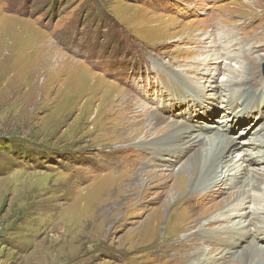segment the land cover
Returning <instances> with one entry per match:
<instances>
[{
  "label": "rangeland",
  "instance_id": "rangeland-1",
  "mask_svg": "<svg viewBox=\"0 0 264 264\" xmlns=\"http://www.w3.org/2000/svg\"><path fill=\"white\" fill-rule=\"evenodd\" d=\"M208 21L223 24L226 30L217 33L234 32L225 46L242 63L231 60L232 65L246 85L252 80L257 81L252 87H264V39L256 38L264 36V0H0V264H182L185 256L168 246L163 255L149 253L155 244L143 239L144 233L136 235L134 243L129 241L160 206V199L151 194L141 201L136 194V201L108 202L102 211L106 217L114 214L111 207L115 212L132 209L111 234L101 229L107 222L100 215V233L90 229L88 218L84 239L74 248L48 243L44 251L43 243L60 234L65 215H73L65 209L78 193L63 197L60 187L70 181L80 187L89 185L131 153L129 160L135 161L138 151L118 148L119 141L130 134L125 123L141 115V106L173 121L190 122L180 113L186 94L168 71L191 77L188 84L194 87V95L203 98L190 99L189 113L195 104L202 109L206 100L208 109L215 110L218 99L224 98L217 84L226 80L229 72L223 67L230 61L224 60L213 41ZM203 61L209 63L205 68L220 66L216 80L205 81L199 73L204 70ZM137 88L142 90L140 95ZM160 97L178 103L165 99L161 104ZM220 113L208 120L196 118L195 113L191 116L207 128L218 124ZM233 113L231 106L229 116ZM138 127L153 133L150 127ZM241 149L232 150V155ZM249 173L244 171L241 178ZM151 185V192L159 190ZM224 186V182L213 190L204 186V197L214 195L201 200L204 209L234 196L237 188ZM95 191L99 189L90 190L84 198L92 199ZM198 201L186 203L192 206L191 220L204 211ZM174 234L170 231L169 237ZM249 240L236 250L251 252L260 261L264 254L255 252ZM73 249L78 251L72 253ZM189 249L182 248L184 253ZM254 256L251 264L257 262Z\"/></svg>",
  "mask_w": 264,
  "mask_h": 264
},
{
  "label": "bare ground",
  "instance_id": "bare-ground-1",
  "mask_svg": "<svg viewBox=\"0 0 264 264\" xmlns=\"http://www.w3.org/2000/svg\"><path fill=\"white\" fill-rule=\"evenodd\" d=\"M208 25L211 27L210 34L213 41L224 55V57L216 55L214 58L223 57L224 60L230 61L223 67L229 72L226 75V80L217 84L218 90L224 94V98L220 97L215 105L216 108L218 106L219 108L214 110L211 106L208 109L206 100L201 105L202 109H199L195 104L194 112L190 111L189 113L190 99L193 101L194 98L195 100L203 98L194 95V87L188 84L191 82V77L185 78V75H176L172 71H168L171 76L178 78L179 91L186 94L187 100L181 101L182 111L180 113H183L184 118L190 122L173 121L165 115L141 106L142 108L139 110L141 115L139 113L133 115V118L125 123L130 134L123 137L122 142L119 141L121 146L118 148L121 152L138 151V154H134L135 161L134 158L132 159L133 163L129 160L132 158L131 153L129 157L123 159V162L115 164L109 173L99 177L95 176L93 182L84 187H80L79 183L74 185L71 181L62 187L58 185L63 192V197H67L72 192L78 193V196H73L71 198L73 202L68 204L65 209L66 212H71L73 215L71 217L65 215V218L62 219L60 234L51 236L50 242L43 243L44 251L48 243H60V245L62 243L64 248L78 246L84 239L82 230L86 228L84 225H87L84 223L88 218L91 219L92 224L90 229L98 234L101 225L98 220L100 215H103L106 218L107 227H104L103 224L101 229L106 228L105 232L111 234L112 229L123 225V221L127 219L125 216L129 215L132 209L121 211L119 208L115 212L111 207L114 214L106 217L105 212L102 214V211L107 207L108 202L115 200L120 204L124 201L123 199L127 201L130 198L136 201L137 198L133 197L136 194L139 196L138 201H141V198L144 199L151 194L153 198L160 199V206L156 207L157 209L154 208L155 211L153 210L148 219L140 223L132 233L129 239L130 243L135 242L136 235L144 233L143 239L152 240V244L157 246L156 248L153 245L154 249H151L149 253L155 252L157 255H163L164 252H167L163 248L168 246L175 253L185 256L182 264H189L187 261H190L191 264H251V259L254 256L251 252L242 254L236 250L247 237H251L249 244L254 248V251L264 254V87H261V84L252 87L257 82L252 80L246 81L248 84L246 85L240 71L238 72L232 65L231 60L235 63H242L239 61L238 55L229 52L230 48L225 46L229 43V36H234V32L231 31L227 35L217 33L221 29L226 30L222 28L223 24L220 22L208 21ZM256 38L263 40L264 36L257 34ZM207 64L209 63L206 61L201 63L204 70H199V73L205 76V81L216 80V75L221 70L220 66L205 68ZM261 80L263 81V79ZM253 88L254 90H252ZM135 91L138 95L142 93L139 88ZM165 99L174 102V104L178 103L171 97H160L157 101L162 104ZM198 103L202 102L198 101ZM174 104L171 105V108ZM231 106H234V113L229 116ZM178 108L180 110V107H176L175 110ZM219 112L222 113L219 115L221 119H217L218 124H208L207 128H201L196 124V118L213 119L214 113L218 114ZM193 113L196 118L192 120ZM141 116L145 117L141 118ZM138 126L150 127L153 129V133L141 131ZM134 127L139 131H136ZM238 128H241L238 134L232 136V131L234 132ZM236 148L242 149L232 155V150ZM183 157L185 160L182 161ZM178 162L180 163L175 167ZM135 164L138 167H135ZM122 166L125 167L124 171L119 173V168ZM246 170L251 171V174H246L247 176L241 178V174ZM186 171L189 172V175L185 174ZM254 171L257 173L254 174ZM258 174L261 177H258ZM192 175L195 178L191 179ZM188 178L191 180L190 183H187ZM170 181L171 184H169ZM220 182H224L229 189L237 188L233 192L234 196L226 202L219 201L204 209L201 200L214 196L204 197V186H208L207 190H213ZM151 184H155L159 190L153 192L148 190V188L154 187ZM96 188L99 191H95L92 199L84 198L90 190ZM232 195L230 193V196ZM194 199L199 200L197 206L204 211L197 218L191 220L192 206L189 207L186 203H190ZM138 204L141 206L142 203ZM135 211H137L136 208ZM131 212L133 213V211ZM162 223L165 226H160ZM195 227L196 229H194ZM161 229L164 232L162 231L163 233L160 235ZM170 231L175 233L172 237H169ZM95 242L97 244V241ZM186 246L190 248L188 253H184L182 250ZM146 247H151V245ZM71 251L73 253L78 250ZM66 254L64 253L63 256ZM254 259L258 260L256 255ZM260 261L264 263V256ZM260 261H257L256 264H260Z\"/></svg>",
  "mask_w": 264,
  "mask_h": 264
}]
</instances>
